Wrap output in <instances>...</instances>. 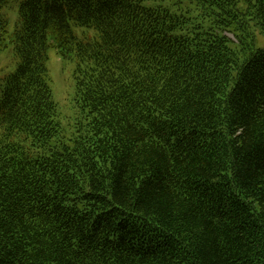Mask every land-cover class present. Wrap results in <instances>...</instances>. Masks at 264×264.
I'll return each mask as SVG.
<instances>
[{
	"label": "trees",
	"instance_id": "1",
	"mask_svg": "<svg viewBox=\"0 0 264 264\" xmlns=\"http://www.w3.org/2000/svg\"><path fill=\"white\" fill-rule=\"evenodd\" d=\"M259 40L264 0H0V264H264Z\"/></svg>",
	"mask_w": 264,
	"mask_h": 264
},
{
	"label": "rangeland",
	"instance_id": "2",
	"mask_svg": "<svg viewBox=\"0 0 264 264\" xmlns=\"http://www.w3.org/2000/svg\"><path fill=\"white\" fill-rule=\"evenodd\" d=\"M9 10L10 28L13 22V16ZM77 35L80 31L85 29L83 27L74 28ZM227 35L234 39V36L230 33ZM258 46H263L262 40L257 41ZM48 71L51 78V87L53 92V99L58 104L61 111V120L63 124L72 122L73 118V94H74V79H73V62L64 60L56 53L54 48L48 50ZM16 67V59L12 51V46L8 44L7 47L0 50V77L14 71ZM75 116V115H74ZM73 116V117H74Z\"/></svg>",
	"mask_w": 264,
	"mask_h": 264
}]
</instances>
